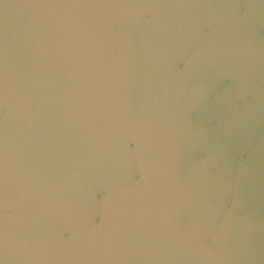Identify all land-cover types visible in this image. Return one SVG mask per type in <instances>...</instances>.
Wrapping results in <instances>:
<instances>
[{
    "label": "water",
    "instance_id": "water-1",
    "mask_svg": "<svg viewBox=\"0 0 264 264\" xmlns=\"http://www.w3.org/2000/svg\"><path fill=\"white\" fill-rule=\"evenodd\" d=\"M0 264H264V0H0Z\"/></svg>",
    "mask_w": 264,
    "mask_h": 264
}]
</instances>
